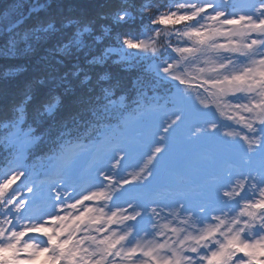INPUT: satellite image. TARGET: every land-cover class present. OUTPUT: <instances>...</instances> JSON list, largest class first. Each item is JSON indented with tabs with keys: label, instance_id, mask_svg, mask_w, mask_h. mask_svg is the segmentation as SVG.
I'll list each match as a JSON object with an SVG mask.
<instances>
[{
	"label": "snow or ice",
	"instance_id": "6c2138e0",
	"mask_svg": "<svg viewBox=\"0 0 264 264\" xmlns=\"http://www.w3.org/2000/svg\"><path fill=\"white\" fill-rule=\"evenodd\" d=\"M0 5V264H264V0Z\"/></svg>",
	"mask_w": 264,
	"mask_h": 264
},
{
	"label": "trees",
	"instance_id": "16d2710c",
	"mask_svg": "<svg viewBox=\"0 0 264 264\" xmlns=\"http://www.w3.org/2000/svg\"><path fill=\"white\" fill-rule=\"evenodd\" d=\"M6 3L7 0H4ZM2 6V5H0ZM12 85H5L4 83L0 82V112H2L5 108V105H10L12 102ZM6 98V99H5Z\"/></svg>",
	"mask_w": 264,
	"mask_h": 264
}]
</instances>
